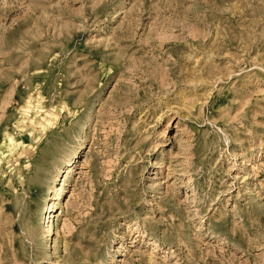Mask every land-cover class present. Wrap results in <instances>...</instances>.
<instances>
[{
	"label": "rangeland",
	"instance_id": "374dc122",
	"mask_svg": "<svg viewBox=\"0 0 264 264\" xmlns=\"http://www.w3.org/2000/svg\"><path fill=\"white\" fill-rule=\"evenodd\" d=\"M0 264H264V0H0Z\"/></svg>",
	"mask_w": 264,
	"mask_h": 264
},
{
	"label": "bare ground",
	"instance_id": "6f19581e",
	"mask_svg": "<svg viewBox=\"0 0 264 264\" xmlns=\"http://www.w3.org/2000/svg\"><path fill=\"white\" fill-rule=\"evenodd\" d=\"M47 218V217H46ZM49 221V220H48Z\"/></svg>",
	"mask_w": 264,
	"mask_h": 264
}]
</instances>
